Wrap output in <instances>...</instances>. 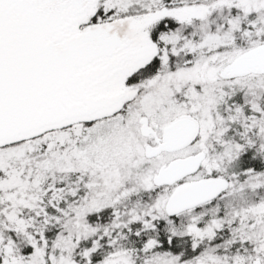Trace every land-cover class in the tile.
Segmentation results:
<instances>
[{
	"label": "snow or ice",
	"instance_id": "1",
	"mask_svg": "<svg viewBox=\"0 0 264 264\" xmlns=\"http://www.w3.org/2000/svg\"><path fill=\"white\" fill-rule=\"evenodd\" d=\"M0 264H264V0H0Z\"/></svg>",
	"mask_w": 264,
	"mask_h": 264
}]
</instances>
